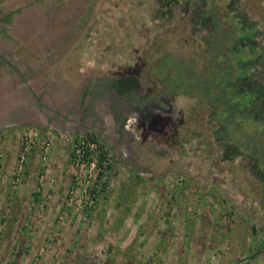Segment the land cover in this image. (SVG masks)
Here are the masks:
<instances>
[{
  "label": "rangeland",
  "instance_id": "374dc122",
  "mask_svg": "<svg viewBox=\"0 0 264 264\" xmlns=\"http://www.w3.org/2000/svg\"><path fill=\"white\" fill-rule=\"evenodd\" d=\"M100 1L93 8L90 0H52L39 36L22 39L27 29L22 0H0L3 8L18 9L20 37L0 41L5 57L0 75L6 73L0 81V121L5 122L0 127V264H18L15 258L28 243L35 251L25 264H212L214 249L237 257L231 264H264V52L254 55L256 65L245 62L248 74L236 79L237 96L229 98L226 74L233 56L224 59L200 44L210 35L220 38L214 16H207L217 12L218 2L225 7L230 0ZM254 1L232 0L231 10L248 17L246 25L256 23L251 13L264 9L255 4L247 11L245 4L252 8ZM160 2L169 4L167 16L162 6L155 13ZM193 15H199L197 21ZM154 16L166 20L155 22ZM232 20L221 25L229 37L235 31L237 40L224 41L239 51L246 42L239 40L241 29ZM260 23L263 33L253 37L259 47L264 46ZM10 60L22 70L25 84L7 66ZM158 61L162 64H151ZM166 71L188 86L169 102L172 113L143 119L116 109L119 100L132 98L118 97L108 80L138 74L145 92L154 86L155 73L164 81ZM190 86L199 87L200 95ZM245 88L253 93L251 102L243 99ZM27 97L39 105L45 122L14 118L16 124L8 126L5 113H26ZM215 103L231 110L226 122L218 119ZM221 126H237L231 137L235 147L214 138ZM90 132L105 143L111 159L101 179L97 165L91 169L75 155L77 138ZM106 189L179 193L183 203L179 199L165 211H150L147 221L135 223L137 233L130 238L133 230H121L124 215L99 208Z\"/></svg>",
  "mask_w": 264,
  "mask_h": 264
},
{
  "label": "flooded vegetation",
  "instance_id": "af4514ba",
  "mask_svg": "<svg viewBox=\"0 0 264 264\" xmlns=\"http://www.w3.org/2000/svg\"><path fill=\"white\" fill-rule=\"evenodd\" d=\"M2 3L0 2V13L2 16V20L1 24H0V36H2L0 38V41H2L3 43H7L8 39L13 40L15 42V40H17V38L19 37L18 32L16 31L15 25L17 23L16 20V15L18 13V9H14V8H3L2 7ZM92 3V7L94 8V3L95 0L91 1ZM172 3H176V0H173ZM186 3L188 4L189 1L186 0ZM232 0L227 1L225 3V7L223 6V3L218 2V4H216V13H212L207 17H213V29H218V33L220 34V38H217V36L215 37V35H210L206 38L203 39L204 43L202 42L200 45H204L206 49L208 50H212V48L214 49V53L218 54V56L220 55L221 57H223L224 59L226 57H228L229 55H232V62L231 65H233L232 67L230 66L227 70L228 73L226 74L227 76V86H228V90L231 93V95L229 96V98H233L235 97V95L237 96V92L235 91L236 85L234 86L233 84H235V81L237 78H240L242 74H248V71L246 70V67L244 69L245 66V62L249 65H256L257 61L254 58V55H258L259 52H264V46H258L257 44H253V37H255V34L258 33V31L260 30L263 33V26L261 25L260 22L264 21V9L261 8L262 13L260 15H257V13H251V19L256 22L253 25H246L245 22L249 21L248 17H242L240 15L237 14L236 10H231V4ZM177 4V3H176ZM246 3L244 6L246 8V10L251 11L252 9L255 10V4L257 5H263L264 4V0H257L252 2L251 4H253L254 7L252 8H248ZM192 5V3H190L188 6ZM241 6H243V3L241 4ZM197 10V9H196ZM20 11H22V6H20ZM227 11L226 14H224V12ZM199 12V11H198ZM192 15V14H191ZM216 15V16H215ZM90 17V16H89ZM201 17V15H200ZM191 18H194L196 21L199 18L196 15H193ZM232 18H234V20H236L235 24L237 27H240L241 29V33H239L238 38L239 40H244V43L246 42V44L244 45V47L242 49H240L239 51H237V49L232 46V44L230 46H226V42L224 41L225 39L231 41H236L237 38L233 37L232 35L235 34L234 32H230L232 33L231 36H228V30L225 31L221 25V21H233ZM208 19V18H207ZM86 21H89V19H86ZM200 21H204L205 22V18L200 19ZM16 22V23H15ZM203 22V23H204ZM217 22V23H215ZM14 26V27H13ZM224 35V36H223ZM226 36V38H224ZM212 38V39H211ZM216 41L215 43H219L218 46L216 47V45L212 46V43H214L213 41ZM212 40V41H209ZM209 41V42H208ZM232 43V42H231ZM262 48V50H261ZM226 49V50H225ZM261 51H260V50ZM248 52V53H246ZM242 53H246L245 55H243ZM249 57V58H247ZM261 58H263V56H261ZM1 60H5V57L0 55V61ZM162 61H158V62H152V65H160ZM235 63V65H234ZM255 63V64H254ZM2 64V63H1ZM4 64V63H3ZM7 66L9 68H12L16 74H18L19 76H21L22 74V70H19L17 67L15 66H10L11 65V60L7 61ZM214 64V62H213ZM2 66V65H0ZM152 71V69H150ZM154 73V72H153ZM188 75H191L192 77H194L195 75L191 72L187 73ZM4 75L6 76V73L3 72L0 75V81L2 80V78L4 79ZM166 79L164 81L159 80V76L157 73H155L154 75V79H156L154 81V86L148 87V90L142 89V85L139 82V75L138 74H134V73H130L129 75H125L123 74L122 76H118L117 78H113L111 80L107 81L108 88L112 89V91L116 92V95L118 97H121L122 99L124 98H132L131 100H129L130 102H132L133 104H130V102H125V101H121L119 100L118 103L116 104V109L120 110L122 112V114H130L131 112H137L138 114H140V116L143 119H151L153 117V114L155 112H169L172 113L173 112V105L169 102H171L173 99H175V95H177L179 92L177 91L178 89H182V91H184V88H187L188 86H185L183 82L178 81L179 78H174V77H169L170 72L166 71ZM148 78L150 79V73L147 74ZM23 77V78H22ZM169 77V78H168ZM233 77V79H232ZM25 76H21L19 78L20 83H24L25 80ZM162 85L164 84V89H158L157 90V84L156 82H158ZM191 88V92H193V94H197L198 96L200 95L199 92V87L196 86H190ZM194 90V91H193ZM245 92H242L241 94H244L245 97H243V99H246L248 102L252 101V96L253 93L252 91L249 89H244ZM142 92H144V94H142ZM187 93H189V91H186ZM196 92V93H195ZM183 94V92H182ZM242 96V95H240ZM157 98H159L157 100ZM134 99V100H133ZM231 101V99H228V102ZM164 102V104H163ZM230 103V102H229ZM216 108V115L218 117V119H222V121H227L232 112L231 110L226 111L224 107H222V109L219 108L218 103H215ZM1 112V111H0ZM123 121L122 124H124L125 126V122L126 120L122 117ZM1 125L0 127H2V124H4L5 122L0 121ZM127 125V124H126ZM237 128V126H232V127H225V126H221L219 129H216L215 133H216V140L218 141L219 144L225 143L226 146H229V148H233L235 147V142L232 141L231 137L233 135V131ZM261 129H263V126L261 127ZM223 134V135H222ZM233 138V137H232ZM244 140V139H243ZM225 141V142H224Z\"/></svg>",
  "mask_w": 264,
  "mask_h": 264
},
{
  "label": "crops",
  "instance_id": "0c3cea01",
  "mask_svg": "<svg viewBox=\"0 0 264 264\" xmlns=\"http://www.w3.org/2000/svg\"><path fill=\"white\" fill-rule=\"evenodd\" d=\"M90 1H93V0H90ZM95 1H98V0H95ZM162 1H166V0H162ZM51 3H52V0H27V1L22 0L21 2L22 11L20 15H21V20L23 21L22 24L26 25V28H27L26 32L21 34L22 39L26 37L30 38V37L39 36L40 32L43 30L44 23L48 21L47 14H46V11H47L46 7L50 6ZM160 3H159V6L157 5L156 9H154L155 13L157 14V13L162 12L160 9V6H162L164 10V14L167 16L168 15L167 5L169 4L164 3V2H163L164 4H162V2ZM89 4L92 5V3H89ZM96 13H97V9L92 10V15H95ZM164 19L165 18H161V16L158 18L154 16L153 18L154 21L155 20L161 21ZM131 31L136 32L138 30L133 28L131 29ZM5 85H6L5 87L6 89L8 88L7 87L8 85L10 88L11 84H5ZM4 92L7 93V90H4ZM29 100L30 99L27 97L26 102L27 101L30 102ZM8 104L9 103L6 104L5 109H9L8 107L10 106V104L9 106ZM29 108L30 110L26 111V113H23V112H20V114H15L14 112L5 113L6 120L7 118L11 119L10 125L8 126H11V127L14 126L16 124V121H15L16 118L21 121L24 119L28 121L33 120V121H36L34 122L35 124H37L40 121L43 124L45 122V116H43L42 114L43 111L39 110V105L37 103L35 104L34 101L32 100L30 102ZM32 110L34 113H37L36 114L37 117H35L36 115L32 112ZM168 176H171V175H167L165 177L166 182H169V180H171ZM175 181H177V179H175ZM108 190L109 189L105 190V198L104 200L101 201L99 208L101 209V206H102V210H107L108 212H111L117 215L118 214L124 215V217L122 218L124 220L125 225H124V228L121 227V230L125 232L129 230L131 231L133 230L132 232H130L131 233L130 238L136 236L137 230H136L135 223L141 224L144 221H147V219H149L148 215L150 211L158 212L162 209L165 211L167 210V208H170L171 206H173L175 202H178L179 199H181L180 201L183 203V197L182 195H179V193L170 194L167 191H164V193L163 192L158 193L157 191L146 192L144 190L139 189L137 191L135 190L133 191L124 190L122 192L118 191L112 194L111 192H108ZM172 199H175V200H172ZM159 207H160V210H159ZM54 208L56 210H59L60 209L59 204H57ZM118 220H122V219L118 218ZM183 242L182 244H184ZM136 243H137V240L133 241L132 244H136ZM27 248H29V243L26 246V249L24 251L21 250L22 251L21 254L18 255L19 258L18 257L15 258L16 261L19 260V262L17 261L18 264H25L30 261L32 257V253H33L30 250L35 251L34 250L35 246L30 247V249H27ZM29 251H30V254H28ZM200 252H203L202 254H199L200 256L205 254L202 249H200ZM2 256L3 255H0V261L3 260ZM209 256H210L209 261L212 262V264H219L221 260H224L222 264H231V261L236 260L232 258H237V257H231L230 255H226V253L223 251H221L220 253L219 252L215 253V249L212 254L209 253ZM202 257H205V256H202ZM10 258L11 257L7 256L5 259L8 260ZM122 262L125 263L128 261H122Z\"/></svg>",
  "mask_w": 264,
  "mask_h": 264
},
{
  "label": "trees",
  "instance_id": "16d2710c",
  "mask_svg": "<svg viewBox=\"0 0 264 264\" xmlns=\"http://www.w3.org/2000/svg\"><path fill=\"white\" fill-rule=\"evenodd\" d=\"M261 131H262V129H261ZM81 137L82 138L90 139L91 141L96 142L97 145H98V149H97V152H96L97 155L95 156V158H96L97 164H98L97 165L98 179H101V177L106 172H108L110 170V168L112 167V165H111V159H110V155H109V151L106 148L107 146L93 132H90V133H88L86 135L80 136V137L77 138V140H79ZM260 142H258V143H260ZM257 147H260V146H257ZM106 185H107V182L104 181L102 183V188H105Z\"/></svg>",
  "mask_w": 264,
  "mask_h": 264
},
{
  "label": "built area",
  "instance_id": "2783aa9c",
  "mask_svg": "<svg viewBox=\"0 0 264 264\" xmlns=\"http://www.w3.org/2000/svg\"><path fill=\"white\" fill-rule=\"evenodd\" d=\"M73 146L78 161H86V164H89L91 169L98 165L95 158L98 149V145L96 142L81 137L74 143Z\"/></svg>",
  "mask_w": 264,
  "mask_h": 264
}]
</instances>
